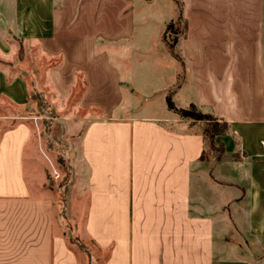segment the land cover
<instances>
[{
	"label": "crops",
	"instance_id": "1",
	"mask_svg": "<svg viewBox=\"0 0 264 264\" xmlns=\"http://www.w3.org/2000/svg\"><path fill=\"white\" fill-rule=\"evenodd\" d=\"M139 1L0 0V264H264V0H178L187 104L229 125L213 163L197 125L134 114L111 55L143 38ZM35 92L78 126L66 216L91 254L56 226Z\"/></svg>",
	"mask_w": 264,
	"mask_h": 264
},
{
	"label": "rangeland",
	"instance_id": "2",
	"mask_svg": "<svg viewBox=\"0 0 264 264\" xmlns=\"http://www.w3.org/2000/svg\"><path fill=\"white\" fill-rule=\"evenodd\" d=\"M143 1L152 3V7L145 6V8H142ZM140 4L138 5L137 2L136 12L138 11L139 17L140 14L144 17L143 38L134 36L132 41L123 43L118 49L116 48L117 51L115 48L110 49L111 52L116 51L112 53L111 57L115 60L116 65L120 67L125 82L124 87L133 89L134 114H156L163 112L165 109L168 110L165 103V96L168 92L175 96L173 99H175L178 108H186L188 106V96H190V92L185 88L186 67L184 64H178L168 53L162 40V37L166 41H171L172 38L177 40L174 51L179 53L178 41L181 36L183 22L178 17V0H141ZM162 20H165L163 25H161ZM170 20L174 21L173 29L176 30V33L174 34L171 31V33L167 32L163 35L165 26ZM137 27L139 28L138 25ZM178 75L182 78H179ZM178 87L181 90H178ZM162 94L164 95L163 98L161 97ZM43 100L38 92L32 94L31 102L34 106H28L24 110V115L37 118L38 132L44 152V155L38 153L39 162L44 169L45 184L56 196L55 223L73 249L86 250L90 253L93 250L92 244L87 240L80 239L76 224L67 219L66 203L65 213L62 214L61 208L63 206L60 202L63 197L66 201V192L70 188L79 186V182L84 183V179L77 177L79 169V133L74 136L70 133L72 128L78 126L67 125L55 120V117H58L57 113H53L46 101ZM8 111L14 112L13 109ZM197 126L201 131L202 124L197 123ZM214 144L217 145L216 141ZM217 156L218 153H213L206 143L202 160L213 163L216 161ZM201 175L206 178L205 169H203ZM67 201L72 212L75 209L78 213L83 206L81 200L78 201L74 194L68 195ZM77 217L78 214L75 218Z\"/></svg>",
	"mask_w": 264,
	"mask_h": 264
},
{
	"label": "trees",
	"instance_id": "3",
	"mask_svg": "<svg viewBox=\"0 0 264 264\" xmlns=\"http://www.w3.org/2000/svg\"><path fill=\"white\" fill-rule=\"evenodd\" d=\"M173 28H174V22L171 21L165 26L163 35L167 32L171 33V31L175 34L176 30H174ZM183 29L184 27L182 28L181 36L184 31ZM162 40H163L164 45L167 47L168 53L176 61L180 62L181 64L180 54L174 51V45L176 44L177 40L172 38L171 41H166L164 37H162ZM19 51H20L19 57L21 58V56L23 55V49L20 47ZM38 102H40V100H38ZM165 103H166V107L168 111L176 114L182 120H188L190 123L189 126H194V125H197V123H201L202 126H201L200 132L204 140V145L207 143L210 147V150L213 153L215 154L218 153L216 160L222 156L224 152L223 147H222V144L219 141H217V137L222 136L228 132L229 125L226 122L219 121L215 116H213L210 113L203 112L201 109H199L192 103L189 104L186 108H178L172 100L171 92H168L166 94ZM215 141L217 145L214 144ZM203 154H204V151L202 152V155L200 157L201 160L203 158ZM60 202L62 203V206H63L61 208V212L62 214H64L65 213V203H66L65 198L63 197ZM84 252H87V251L84 250Z\"/></svg>",
	"mask_w": 264,
	"mask_h": 264
}]
</instances>
